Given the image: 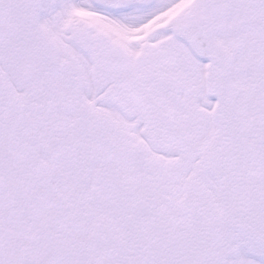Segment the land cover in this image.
Masks as SVG:
<instances>
[{"label":"snow or ice","instance_id":"1","mask_svg":"<svg viewBox=\"0 0 264 264\" xmlns=\"http://www.w3.org/2000/svg\"><path fill=\"white\" fill-rule=\"evenodd\" d=\"M0 264H264V0H0Z\"/></svg>","mask_w":264,"mask_h":264}]
</instances>
